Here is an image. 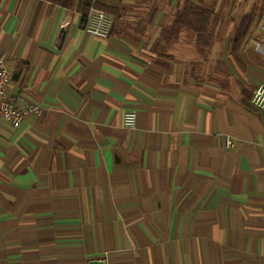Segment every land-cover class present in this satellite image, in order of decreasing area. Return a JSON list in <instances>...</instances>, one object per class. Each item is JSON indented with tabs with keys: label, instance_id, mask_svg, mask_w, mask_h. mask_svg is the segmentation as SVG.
I'll use <instances>...</instances> for the list:
<instances>
[{
	"label": "crops",
	"instance_id": "obj_1",
	"mask_svg": "<svg viewBox=\"0 0 264 264\" xmlns=\"http://www.w3.org/2000/svg\"><path fill=\"white\" fill-rule=\"evenodd\" d=\"M94 1L105 39L75 8L0 0L7 99L40 110L0 121V264H264V0L239 61L229 11Z\"/></svg>",
	"mask_w": 264,
	"mask_h": 264
},
{
	"label": "built area",
	"instance_id": "obj_2",
	"mask_svg": "<svg viewBox=\"0 0 264 264\" xmlns=\"http://www.w3.org/2000/svg\"><path fill=\"white\" fill-rule=\"evenodd\" d=\"M110 27V20L103 11L89 9L87 15L85 33L90 36L105 39ZM260 31L264 33V26H260ZM9 84V77L5 70L4 57L0 55V121L7 123L11 127H17L25 116L39 113V108L34 105H25L18 109L11 105L6 96V89ZM250 103L258 111H264V84L257 85L251 95ZM122 126L130 131L136 129V115L134 112H125L122 118ZM230 142L225 141V147H229Z\"/></svg>",
	"mask_w": 264,
	"mask_h": 264
},
{
	"label": "trees",
	"instance_id": "obj_3",
	"mask_svg": "<svg viewBox=\"0 0 264 264\" xmlns=\"http://www.w3.org/2000/svg\"><path fill=\"white\" fill-rule=\"evenodd\" d=\"M50 2L54 5H59L64 8H75L78 13L81 15V25L82 28H85L87 15L90 8L95 10L103 11L105 14L110 13L111 8L105 5H101L94 0H44ZM186 15L188 16L190 13L195 15L196 22V34L198 35L199 41L204 42L205 40V31L204 27L210 23L209 12L206 10H202L198 13L197 8L195 10L193 5H190L188 2L184 8ZM195 10V11H194ZM191 11H194L191 12ZM257 19V8L253 5L250 10L242 15L238 20L233 34L229 40L228 52L233 57L234 60L239 61V52L242 45L245 43L252 27L256 24ZM190 25H193L192 23ZM198 25L203 28H198Z\"/></svg>",
	"mask_w": 264,
	"mask_h": 264
},
{
	"label": "rangeland",
	"instance_id": "obj_4",
	"mask_svg": "<svg viewBox=\"0 0 264 264\" xmlns=\"http://www.w3.org/2000/svg\"><path fill=\"white\" fill-rule=\"evenodd\" d=\"M197 4L216 15L217 18L223 19L225 13L229 11V20H234L232 27H235L237 19L243 15L251 3L259 4L260 0H195ZM252 1V2H251Z\"/></svg>",
	"mask_w": 264,
	"mask_h": 264
},
{
	"label": "water",
	"instance_id": "obj_5",
	"mask_svg": "<svg viewBox=\"0 0 264 264\" xmlns=\"http://www.w3.org/2000/svg\"><path fill=\"white\" fill-rule=\"evenodd\" d=\"M88 264H102V262H99V261H91Z\"/></svg>",
	"mask_w": 264,
	"mask_h": 264
}]
</instances>
